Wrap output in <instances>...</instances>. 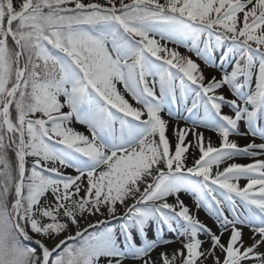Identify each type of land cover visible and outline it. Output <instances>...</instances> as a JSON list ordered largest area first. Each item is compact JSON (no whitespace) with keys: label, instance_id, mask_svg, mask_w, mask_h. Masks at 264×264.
I'll return each instance as SVG.
<instances>
[{"label":"snow or ice","instance_id":"1","mask_svg":"<svg viewBox=\"0 0 264 264\" xmlns=\"http://www.w3.org/2000/svg\"><path fill=\"white\" fill-rule=\"evenodd\" d=\"M0 264H264V0H0Z\"/></svg>","mask_w":264,"mask_h":264},{"label":"bare ground","instance_id":"2","mask_svg":"<svg viewBox=\"0 0 264 264\" xmlns=\"http://www.w3.org/2000/svg\"><path fill=\"white\" fill-rule=\"evenodd\" d=\"M180 51H181V52H185V51L183 50V48H181ZM192 58H193V59H196L195 57H192ZM198 62H199V61H198ZM217 63H219V62H217ZM201 66L204 67V65H203L202 63H201ZM217 71H218V69L207 68V69H206V74H207V72H212L213 74H216ZM80 130H81V131H86L83 127H80ZM209 134H210V133H209ZM213 139H215L214 135H213ZM241 143H244V141H241ZM240 162H247V161H246V160H241ZM189 197H190V196H189ZM181 198L184 199L185 202L188 204V202H189V200H188V196L182 194ZM188 206H189L190 208H193V210H195L193 206H190V205H188ZM199 218H200L202 221H204L205 223H207L210 227H212V228L215 230L216 225H215V223H214V220H213V218L209 217V215L207 214V212H205L204 210H200V212H199ZM165 234L168 235L167 233H165ZM245 241H246V242H249V241H248L247 232L245 233Z\"/></svg>","mask_w":264,"mask_h":264},{"label":"rangeland","instance_id":"3","mask_svg":"<svg viewBox=\"0 0 264 264\" xmlns=\"http://www.w3.org/2000/svg\"><path fill=\"white\" fill-rule=\"evenodd\" d=\"M183 50L186 52V49L183 48ZM193 57H195L194 54H193ZM195 58H196V57H195ZM257 142H259V141H257ZM188 200H189L188 205L194 207V201H193V199H192L191 197L188 196Z\"/></svg>","mask_w":264,"mask_h":264}]
</instances>
